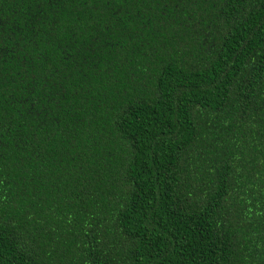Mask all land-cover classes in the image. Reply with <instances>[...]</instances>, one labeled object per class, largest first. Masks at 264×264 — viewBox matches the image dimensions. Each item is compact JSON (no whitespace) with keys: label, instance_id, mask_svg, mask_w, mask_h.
<instances>
[{"label":"trees","instance_id":"16d2710c","mask_svg":"<svg viewBox=\"0 0 264 264\" xmlns=\"http://www.w3.org/2000/svg\"><path fill=\"white\" fill-rule=\"evenodd\" d=\"M0 264H264V0H0Z\"/></svg>","mask_w":264,"mask_h":264}]
</instances>
